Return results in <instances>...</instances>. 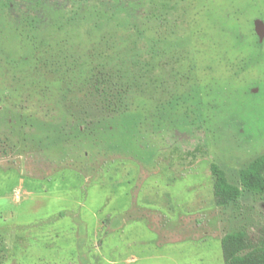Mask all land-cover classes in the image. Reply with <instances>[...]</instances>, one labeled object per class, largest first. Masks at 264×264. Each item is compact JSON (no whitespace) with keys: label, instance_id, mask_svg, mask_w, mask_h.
I'll use <instances>...</instances> for the list:
<instances>
[{"label":"rangeland","instance_id":"1","mask_svg":"<svg viewBox=\"0 0 264 264\" xmlns=\"http://www.w3.org/2000/svg\"><path fill=\"white\" fill-rule=\"evenodd\" d=\"M95 69L115 108H86ZM263 153L264 0H0V264H225L264 228Z\"/></svg>","mask_w":264,"mask_h":264},{"label":"trees","instance_id":"2","mask_svg":"<svg viewBox=\"0 0 264 264\" xmlns=\"http://www.w3.org/2000/svg\"><path fill=\"white\" fill-rule=\"evenodd\" d=\"M116 76L110 71L96 72L95 69L89 72L86 80V108H115L114 101L122 90ZM81 103L84 104V101L81 100ZM211 170L215 176L214 194L217 204L236 203L242 194L239 186L229 182L226 172L218 164L213 163ZM240 180L245 189L254 193L264 192V153L240 171ZM221 243L225 264H264V228L258 237L253 238L246 230L228 233Z\"/></svg>","mask_w":264,"mask_h":264},{"label":"crops","instance_id":"3","mask_svg":"<svg viewBox=\"0 0 264 264\" xmlns=\"http://www.w3.org/2000/svg\"><path fill=\"white\" fill-rule=\"evenodd\" d=\"M85 213V212H84ZM83 216H85L86 217V214H84ZM94 216V215H93ZM88 218V217H87ZM66 219H68L70 222H71V225L70 224H68L69 225V232H66V234H68L69 235V240L71 241V245L73 246V248H74V251H75V254H72V259L73 260H75L76 258L77 259H80V260H82V257H85L84 256V254L83 255H80L79 254V251H80V249H84V245H82L83 244V240L81 239V237H79L78 235H77V233L79 232V230L76 228V224L74 223V221H73V219L71 218H68V217H66ZM57 222H58V220H57ZM119 223H116L115 224V226H114V229L111 231V232H114V231H118V230H123L125 227H127V226H124V227H122L121 229H117V225H118ZM67 225V226H68ZM58 234H57V236L55 237V241L57 240V239H59V234H60V232H61V234L62 235H64V233L65 232H63V231H56ZM111 232H109L107 235H109ZM91 237V238H90ZM90 237H88V242L90 243V239H94L95 238V236H90ZM49 243H47L48 245V247H46V250L48 251V254H50L49 253V251L50 250H52V248H51V242L53 241H51V240H47ZM63 241H64V239H63ZM94 243V242H93ZM82 247V248H81ZM48 248V249H47ZM55 255H57V257L59 258V259H62L63 257H64V250H61L60 251V255L59 254H56L55 252H53ZM86 260H88V261H93L92 259H90L89 257H86ZM76 261H79V260H76ZM112 261V260H111Z\"/></svg>","mask_w":264,"mask_h":264}]
</instances>
